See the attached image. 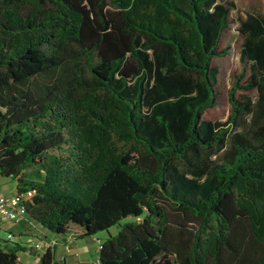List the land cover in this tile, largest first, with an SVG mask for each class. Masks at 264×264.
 <instances>
[{
    "label": "trees",
    "instance_id": "trees-1",
    "mask_svg": "<svg viewBox=\"0 0 264 264\" xmlns=\"http://www.w3.org/2000/svg\"><path fill=\"white\" fill-rule=\"evenodd\" d=\"M233 7L0 0V176L57 236L39 264L126 218L88 264H264V11L239 26L228 117L207 115ZM26 251L0 237V264Z\"/></svg>",
    "mask_w": 264,
    "mask_h": 264
},
{
    "label": "rangeland",
    "instance_id": "rangeland-1",
    "mask_svg": "<svg viewBox=\"0 0 264 264\" xmlns=\"http://www.w3.org/2000/svg\"><path fill=\"white\" fill-rule=\"evenodd\" d=\"M233 2L234 7L229 13V24L222 38V46H230L228 55L219 59L217 64L220 67V83L224 89V95L222 101L213 107L208 109L207 115L213 119H226L230 113L231 105L228 99V90H230L233 85L234 78L243 72L245 66L243 60H241L240 49L243 42V37L239 32V26L241 21L244 20L250 13H262L264 11V0H225ZM249 74V67L247 68V75ZM240 91L239 93H242ZM253 97L256 96V92L251 93ZM15 190V181L11 178H6L0 176V193L11 194ZM172 226H178V212L172 209L170 206L167 207ZM135 220V218L123 219L119 224L112 226L109 231H99L93 235L94 240L89 241L85 238L72 243L69 242L71 246V251L68 253L65 247L59 244L58 257L68 254L67 262L68 264H88L94 262L98 258L97 248L99 246V241L106 239L109 234L115 235L121 229V225L127 221ZM190 225V224H188ZM25 227L22 223H15L14 221H8L3 223L0 237L3 239H8V233L11 232L14 235L12 240L23 239L28 242L30 236L20 237V232L24 230ZM34 233V231H33ZM99 239V240H97ZM19 256L21 258V264L27 258L30 259V264H35L34 256L25 254V252H20ZM29 256V257H28Z\"/></svg>",
    "mask_w": 264,
    "mask_h": 264
},
{
    "label": "crops",
    "instance_id": "crops-1",
    "mask_svg": "<svg viewBox=\"0 0 264 264\" xmlns=\"http://www.w3.org/2000/svg\"><path fill=\"white\" fill-rule=\"evenodd\" d=\"M15 193H16V185H15V190L11 194H15ZM8 221H10V220L1 218V216H0L1 228H2L3 223L8 222ZM22 224L24 225L25 229L20 232L19 236L22 238H24V236H30V239L28 240V242H26L24 239H23V241L16 240V242H19L23 246H25L27 248V251L25 252V254H29L30 256H34L35 264H39L40 255L46 249L43 244L48 242L50 238H56L57 236L54 235L53 233L48 232L46 229H44V228H42V227H40L37 224H34L32 222L26 221V222H22ZM33 231H34V233H33ZM59 238H60L59 244L63 245L64 247H65V243H67V242L71 241L72 243H74L76 241L82 240V239L70 238L66 242L61 237H59ZM87 239H89V241L94 240L93 237H88ZM59 244L55 248L56 249V264H68V262H67L68 254L63 255L62 257H58V249L60 247ZM65 250H66V248H65ZM98 250H99V247L97 248V252H98ZM19 258H20V256H19ZM20 261H21V258H20ZM29 261H30V259L27 258L26 260H24L23 264H30Z\"/></svg>",
    "mask_w": 264,
    "mask_h": 264
},
{
    "label": "built area",
    "instance_id": "built-area-1",
    "mask_svg": "<svg viewBox=\"0 0 264 264\" xmlns=\"http://www.w3.org/2000/svg\"><path fill=\"white\" fill-rule=\"evenodd\" d=\"M32 196V192H27L26 194H4L0 193V216L1 218L14 221L15 223H22L29 220L26 212L24 202ZM14 235L9 232L8 239H13ZM56 243L55 240H49L44 243V247L48 248ZM101 244H99V248ZM66 252L71 251V246L69 242L65 243Z\"/></svg>",
    "mask_w": 264,
    "mask_h": 264
}]
</instances>
